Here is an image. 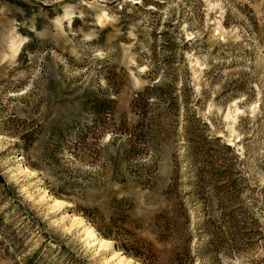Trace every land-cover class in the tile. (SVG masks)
I'll return each instance as SVG.
<instances>
[{"label": "rangeland", "instance_id": "1", "mask_svg": "<svg viewBox=\"0 0 264 264\" xmlns=\"http://www.w3.org/2000/svg\"><path fill=\"white\" fill-rule=\"evenodd\" d=\"M138 2L0 0V264H264V0ZM165 61L179 108L140 131Z\"/></svg>", "mask_w": 264, "mask_h": 264}, {"label": "trees", "instance_id": "2", "mask_svg": "<svg viewBox=\"0 0 264 264\" xmlns=\"http://www.w3.org/2000/svg\"><path fill=\"white\" fill-rule=\"evenodd\" d=\"M109 1L110 3L118 5L120 9L122 8V5H120L121 0H109ZM137 4L141 5V0H139ZM159 34L163 38L167 36V34L164 32H159ZM164 42L167 43V40ZM165 43L163 46L164 48H167V45ZM170 63H171L170 61L161 62V66L158 64L152 70L146 71L145 72L147 77L146 84L133 95L131 102V112L132 115L136 117L135 124L139 127L140 131L146 130L148 126H150L156 120H159L164 115L165 116L167 114L171 116L175 115L176 111L179 108L177 101L179 97L178 96L179 91L177 86L175 85L176 70L171 68ZM153 106L157 107L156 108L157 112L149 113L148 110L151 109ZM163 106L164 109H162ZM93 112L96 115H98L99 111L97 110V106L93 107ZM104 113H105L104 114L105 117H109L108 112H104ZM25 130H26L25 126L24 125L21 126V133L24 132ZM20 136L21 135H19V137ZM221 148L223 150H228L231 154V158L221 160L223 164L221 165V170L218 172V176H217L218 180H216L220 182H217L216 185L217 187H223L225 185L231 186L230 182H228V179H229V173L232 174L233 171V163L230 161L237 162L239 160L237 156L234 154L233 149L230 148L228 145L221 142ZM132 152H134L133 146L131 147L129 146L127 151H123V149L118 150L117 156H122L124 154H129ZM209 159L211 160V163H216L220 160V159L218 160V158L213 156H209ZM0 181L2 182L1 178ZM81 216L86 220L88 219V222H90L93 229L103 239L112 241L115 248L125 253H128L127 243H129L130 238H126L125 240H120L119 237L114 236L112 232H110L109 227L103 230L102 228L97 227L91 221V219L88 218L86 215L82 214ZM128 255L134 258L136 257L135 254L133 253L132 254L128 253Z\"/></svg>", "mask_w": 264, "mask_h": 264}, {"label": "bare ground", "instance_id": "3", "mask_svg": "<svg viewBox=\"0 0 264 264\" xmlns=\"http://www.w3.org/2000/svg\"><path fill=\"white\" fill-rule=\"evenodd\" d=\"M101 243H102L103 245H106L107 243H109V241H101Z\"/></svg>", "mask_w": 264, "mask_h": 264}]
</instances>
